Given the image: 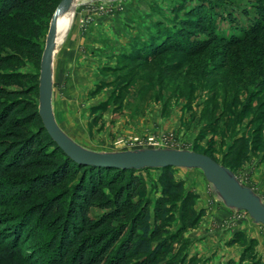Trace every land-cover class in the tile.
<instances>
[{"label":"rangeland","instance_id":"obj_1","mask_svg":"<svg viewBox=\"0 0 264 264\" xmlns=\"http://www.w3.org/2000/svg\"><path fill=\"white\" fill-rule=\"evenodd\" d=\"M261 5L264 0H73L56 36L50 70L58 130L77 149L96 156L205 154L264 207V33L239 44L215 37L244 38L261 18ZM205 8L212 18L206 23L196 15ZM54 12L38 19L40 37L31 36L42 55ZM2 26L9 31L8 24ZM168 35L179 37L172 46L194 51H162ZM158 42L162 52L156 53ZM201 43L207 49L198 52ZM42 55L38 62L20 56L0 36V56L22 61L19 67L10 58L8 65H0V74L22 72L40 80ZM0 85L8 87L1 80ZM26 98L40 113L39 88ZM27 112L21 104L13 119ZM38 127L36 122L22 129L8 125L0 133V231L19 220L22 230L15 245L10 236L3 238L8 248L19 250L25 264H56L65 227L62 210L51 208L50 200H60L65 210L81 173L68 174L60 183L52 164L49 172L17 169L18 153L10 147L20 137L37 134ZM247 142L253 150L237 154ZM41 146L43 152L52 151L47 143ZM172 167L185 191L196 196L193 208L201 216L184 229L181 203L174 205L169 233L163 236L178 238L157 264H264V223L230 203L203 165ZM132 169L143 178L141 197L151 201L152 210L162 195L163 166ZM51 179L59 183L45 189ZM103 213L93 207L89 214L99 219Z\"/></svg>","mask_w":264,"mask_h":264},{"label":"trees","instance_id":"obj_2","mask_svg":"<svg viewBox=\"0 0 264 264\" xmlns=\"http://www.w3.org/2000/svg\"><path fill=\"white\" fill-rule=\"evenodd\" d=\"M60 1L0 0L1 38L17 49L20 56L25 55L32 60L40 61L42 49L34 40L41 34L42 22L39 23L41 20L38 19L42 16L49 18ZM258 12L261 18L245 31L244 38L238 36L237 39L236 36L226 38L214 34L215 37L228 44L234 42L239 44L248 37L263 34L264 5L258 7ZM196 15L202 22L212 21L211 13L207 8L201 9ZM2 24H8L9 31L2 30ZM211 32L214 33L213 30ZM31 36L34 38L32 39ZM178 38L172 35L164 38L165 47L161 46L162 51L168 49L194 51L193 48L186 46L176 48L174 45ZM158 47H160L159 42L154 51L162 52ZM206 47V44H198L196 51H205ZM10 58L20 62L19 67L22 66L21 57L18 56H0V65H8L7 60ZM0 80L8 84V87L0 85V133L8 125L22 129L24 123H39L37 134L20 137L10 147L12 152L18 153L15 157L17 169L30 172L35 168H41L49 172L52 164L51 168L56 171L54 176L60 183L72 173H81V181L76 184L65 210L62 209L60 200L55 198L50 200L51 208L62 210L61 217L65 227L61 232V243L58 246L63 251L62 258L61 262L56 264H157L178 238L176 234H169L168 237L163 235L169 233L166 227L171 220L170 213L179 201L180 213L184 221L183 228L196 225L194 221L199 220L201 216L193 208L192 201L196 196L192 192L185 191L182 181L175 178L172 166H164L162 169L160 176L162 195L156 199L151 210V201L141 197L144 188L143 178L136 174L134 169L81 164L68 156L57 144L45 127L35 105L26 98L35 89L38 90L40 86L38 77L28 73L13 72L1 73ZM21 81L26 84L22 85ZM9 86H17L19 90L9 89ZM19 103L28 112L22 119L14 120L13 117L19 111ZM10 136L16 137L14 134ZM44 143L51 147V152L41 151V145ZM240 147L237 152L239 155L246 154L249 149L253 150L248 142ZM54 180L44 182V188L51 189L52 186H57L59 182L54 183ZM93 207L104 210L99 219L91 218L89 213ZM7 225L5 230L0 231V264H25L18 256L19 250H11L12 248L9 249L8 244L3 242L4 237L10 236L11 245L14 246L21 234V224L19 220L13 219L12 224L9 222Z\"/></svg>","mask_w":264,"mask_h":264},{"label":"water","instance_id":"obj_3","mask_svg":"<svg viewBox=\"0 0 264 264\" xmlns=\"http://www.w3.org/2000/svg\"><path fill=\"white\" fill-rule=\"evenodd\" d=\"M73 0H61L58 4L49 28L47 43L42 55L40 72V113L43 122L52 138L63 149V151L73 160L81 164L102 165L120 168H134L145 166H175V165H196L201 164L206 168L208 177L217 185L227 200L249 211L257 220L264 223V207L257 201L251 199L236 187L217 168L216 162L205 154L200 153H175L171 156L158 157L154 154H140L128 157L115 155H84L76 152L72 145L64 138L58 130L51 105V71L52 54L58 34L61 14L71 10Z\"/></svg>","mask_w":264,"mask_h":264},{"label":"bare ground","instance_id":"obj_4","mask_svg":"<svg viewBox=\"0 0 264 264\" xmlns=\"http://www.w3.org/2000/svg\"><path fill=\"white\" fill-rule=\"evenodd\" d=\"M66 13H70L69 11L68 12H66ZM64 14L65 13H63V14H61L60 15V17H59V24H61V23H64V21L63 20H65L64 19ZM50 70H51V68H50ZM65 138V137H64ZM66 139V138H65ZM68 141V140H67ZM71 144V143H70ZM72 145V144H71ZM72 147L74 148V150L76 151V152H78V153H80V154H84V155H90V154H86V153H84V152H82V151H80L79 149H77L74 145H72ZM171 154L172 153H155L154 155H156V156H158V157H163V156H171ZM120 157H128V156H120Z\"/></svg>","mask_w":264,"mask_h":264}]
</instances>
